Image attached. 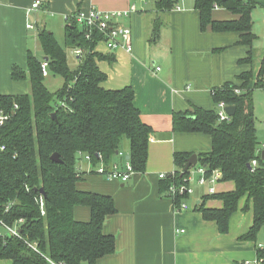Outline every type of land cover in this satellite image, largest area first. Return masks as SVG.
I'll return each mask as SVG.
<instances>
[{
    "label": "trees",
    "instance_id": "obj_1",
    "mask_svg": "<svg viewBox=\"0 0 264 264\" xmlns=\"http://www.w3.org/2000/svg\"><path fill=\"white\" fill-rule=\"evenodd\" d=\"M153 1L158 13L153 24L156 39L162 26L159 14L174 9L178 0ZM194 5L202 30L210 27L215 32L239 33L238 43L250 48L240 63L253 66L257 35L252 12L256 2L195 0ZM216 7L225 8L238 18L215 20L212 12ZM86 34L87 29L71 19L63 46L52 31L40 29L38 39L44 58L29 51L27 69L17 65L12 68V78L27 80L29 92L0 94V109L11 115L0 127V139L6 144V150L0 152V260H11L12 264H98L101 258L116 251V238L104 232L107 218L117 212L114 199L81 190L79 183L84 177L78 163L90 156L96 166L101 155L110 167L119 155L125 154L130 156L134 170L143 173L153 130L142 120L132 86L114 90L102 86L107 74L99 68L98 61L113 59L95 51L103 38L101 33L95 32L91 39ZM76 48H82L84 53L77 55L78 64L73 68L67 50ZM46 57L49 73L64 79L56 92L45 84L42 63ZM263 75L264 62L256 85H263ZM253 77L252 69L239 76V84L230 82L214 88L213 109L195 106L173 115L175 131L211 137V149L197 154V165L205 169L206 177L220 170V181L235 183L232 191L206 195V199L221 200V208H208L202 203L197 209L205 220L216 222L221 233H227L231 216L239 209L240 200L247 197L252 201L254 219L242 239L249 241L255 240L264 226V160L259 154L256 133ZM221 101L236 106L235 115L227 121H219L217 105ZM125 139L129 141L127 149ZM54 153L59 154L60 163L52 160ZM192 154H175V174L162 180V191L169 192L172 185L190 187V171H182ZM254 160L258 161L257 166L252 165ZM186 195L176 196L180 199ZM77 207L90 210L89 220L76 218ZM20 219L23 222L18 225L19 235L9 234L4 224L14 227ZM257 257L264 264L263 247L258 248Z\"/></svg>",
    "mask_w": 264,
    "mask_h": 264
},
{
    "label": "crops",
    "instance_id": "obj_2",
    "mask_svg": "<svg viewBox=\"0 0 264 264\" xmlns=\"http://www.w3.org/2000/svg\"><path fill=\"white\" fill-rule=\"evenodd\" d=\"M35 1L0 0V94L29 92V82L14 80L12 68L17 65L27 69L29 51L37 56L41 48L40 29L46 28L54 35V31L64 30L65 41L67 17L77 10L118 11L127 10L132 4L137 6L136 12L122 20L132 29L133 52L124 49L110 52L102 43L97 52L110 55L113 60H100L98 66L107 74L104 88L133 87L134 103L153 134L145 172H136L129 181L98 175L97 165H91L85 157L78 163L84 177L79 188L111 196L117 208L104 224V232L116 238V251L101 258L98 264H244L258 259V248H264V226L255 240L242 239L253 224L252 201L247 197L240 200L227 233H221L217 223L205 220L197 209L202 203L208 208H221V200L206 199V195L234 190L233 181L199 182L193 193L178 199L162 191L161 174H175L176 153L198 154L212 147L209 135L175 131L173 115L195 106L215 108L212 90L230 82L239 84V76L252 69V98L261 156L264 79L263 85L256 84L264 62V0H254L253 30L257 39L253 66L240 63L250 48L238 43L239 33L215 32L210 27L201 29L195 0H178L174 9L159 14L162 26L156 39L153 24L158 13L153 0H41V6L33 9ZM212 17L215 20L238 18L221 7L213 10ZM30 22L34 23L33 29L28 28ZM68 51L72 55L69 64L75 68L78 56L73 50ZM124 155L115 159L122 167L128 156ZM200 168L196 165L190 169L189 185L202 178ZM183 203L188 208L178 209ZM75 216L87 221L90 210L77 207ZM0 264H12V261L0 260Z\"/></svg>",
    "mask_w": 264,
    "mask_h": 264
},
{
    "label": "built area",
    "instance_id": "obj_3",
    "mask_svg": "<svg viewBox=\"0 0 264 264\" xmlns=\"http://www.w3.org/2000/svg\"><path fill=\"white\" fill-rule=\"evenodd\" d=\"M42 4L41 0H36L32 4V8H39ZM137 11V6L135 4H132L129 9L127 10H118V11H104L97 8H91L87 11L85 10H77L73 14L69 15L67 17V22L70 23L71 19H76L77 22L84 26L87 29V38L91 39L95 32L101 33L103 35L102 40H100L95 48V51H97V47L100 44H105L106 48L112 52L117 51L119 49H124L128 53L133 52V43H132V29L128 26L122 23V20L129 17L132 13ZM34 23H29L28 28L33 29ZM74 54L76 55H82L84 53L82 48H76L73 50ZM160 68L158 67L157 70ZM42 70L43 74L47 75L49 73V67L47 60H44L42 63ZM238 93L239 90H236ZM227 104L224 101H221L217 105L218 110V117L219 121H227L231 118V116L228 114L226 108ZM15 108H18V105L15 104ZM11 119L10 113L6 112L4 109H0V127H3L9 120ZM6 150V144L2 143L0 139V152ZM87 161L91 163L90 156H85ZM100 162L96 166V173L98 175L104 176L111 180H120L123 182L129 181L132 176L136 173L134 170L132 164L130 163L129 159H126L125 166L122 167L118 163H113L110 167H107L104 162L102 161V156L99 155ZM253 166L258 165V161L254 160L252 162ZM79 172H81L82 168L78 167ZM199 171L202 173V178L199 180L201 184H205L206 182H209L211 184H215L217 181H220V178L222 176V172L220 170H215L213 174L210 177H206L205 175V169L200 168ZM166 174H161V178H166ZM169 193L173 196L178 195H185L193 193V189L191 187L187 186H181L177 187L175 185H172L170 187ZM40 206L43 211L44 202L43 198L40 199ZM187 204L183 203L179 205L178 209H187ZM23 222L22 219H20L16 226L11 227L4 224V228L6 231L14 236H18V225ZM244 264H260V261L256 259L255 261H246Z\"/></svg>",
    "mask_w": 264,
    "mask_h": 264
},
{
    "label": "rangeland",
    "instance_id": "obj_4",
    "mask_svg": "<svg viewBox=\"0 0 264 264\" xmlns=\"http://www.w3.org/2000/svg\"><path fill=\"white\" fill-rule=\"evenodd\" d=\"M154 2V1H153ZM60 30V29H59ZM55 32V36L58 40V42L61 45H65V41H64V30H60L59 33L57 31ZM68 58L69 61L72 60V55L70 54V52L68 51ZM38 58L42 59L43 58V51L40 48L39 53H37ZM45 84L47 85V87L49 88L50 91L52 92H56L57 90H59L63 84H64V79L60 76H56L54 74L48 73L47 75H45ZM124 147L125 149H127L129 147V141L127 139L124 140ZM119 157V156H118ZM191 172V171H190ZM199 184V179H196V182L194 183H190V187L193 189V191L195 190V186Z\"/></svg>",
    "mask_w": 264,
    "mask_h": 264
},
{
    "label": "water",
    "instance_id": "obj_5",
    "mask_svg": "<svg viewBox=\"0 0 264 264\" xmlns=\"http://www.w3.org/2000/svg\"><path fill=\"white\" fill-rule=\"evenodd\" d=\"M45 60H48V57H46ZM226 110L230 116H234L236 113V106H227ZM53 116L55 117L56 114H54ZM127 159H130V156H127ZM261 159L264 160V149L261 152ZM52 160L57 162V163L61 162V159H60V156L58 153H54L52 155ZM197 164H198V155L196 153H194L188 158L187 163H186V165L182 171V174L189 172L190 169L193 166H196ZM248 166L250 168H252V166L250 164ZM41 192L43 193V189H41Z\"/></svg>",
    "mask_w": 264,
    "mask_h": 264
}]
</instances>
